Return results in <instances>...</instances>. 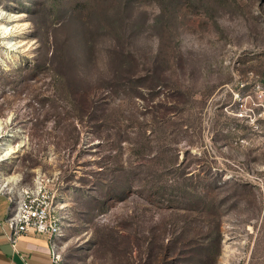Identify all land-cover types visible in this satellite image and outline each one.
<instances>
[{
	"label": "rangeland",
	"instance_id": "374dc122",
	"mask_svg": "<svg viewBox=\"0 0 264 264\" xmlns=\"http://www.w3.org/2000/svg\"><path fill=\"white\" fill-rule=\"evenodd\" d=\"M0 27V192L50 193L63 264H264V0H0Z\"/></svg>",
	"mask_w": 264,
	"mask_h": 264
},
{
	"label": "built area",
	"instance_id": "2783aa9c",
	"mask_svg": "<svg viewBox=\"0 0 264 264\" xmlns=\"http://www.w3.org/2000/svg\"><path fill=\"white\" fill-rule=\"evenodd\" d=\"M260 108L263 92L256 94ZM263 110V108H262ZM252 111V110H251ZM253 112V111H252ZM264 113V111H261ZM0 194H3L0 192ZM9 202L8 213L5 218L7 226V240L16 247L19 238L33 233L48 238L50 244V256L53 264H63V256L60 247L62 237L61 222L56 217L53 201L50 193L45 188L34 191H22L19 198L14 195L7 196Z\"/></svg>",
	"mask_w": 264,
	"mask_h": 264
},
{
	"label": "crops",
	"instance_id": "0c3cea01",
	"mask_svg": "<svg viewBox=\"0 0 264 264\" xmlns=\"http://www.w3.org/2000/svg\"><path fill=\"white\" fill-rule=\"evenodd\" d=\"M7 196L0 194V264H53L48 238L33 233L19 238L15 248L7 240L5 218L8 213Z\"/></svg>",
	"mask_w": 264,
	"mask_h": 264
},
{
	"label": "bare ground",
	"instance_id": "6f19581e",
	"mask_svg": "<svg viewBox=\"0 0 264 264\" xmlns=\"http://www.w3.org/2000/svg\"><path fill=\"white\" fill-rule=\"evenodd\" d=\"M0 28H4V27H0Z\"/></svg>",
	"mask_w": 264,
	"mask_h": 264
}]
</instances>
